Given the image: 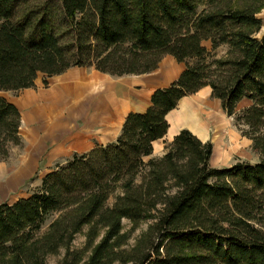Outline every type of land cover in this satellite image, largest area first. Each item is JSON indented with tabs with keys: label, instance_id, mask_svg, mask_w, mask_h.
<instances>
[{
	"label": "trees",
	"instance_id": "trees-1",
	"mask_svg": "<svg viewBox=\"0 0 264 264\" xmlns=\"http://www.w3.org/2000/svg\"><path fill=\"white\" fill-rule=\"evenodd\" d=\"M263 8L264 0H0V91L30 88L38 73L46 85L76 66L121 76L151 72L166 54L186 63L145 112L125 117L115 141L73 155L27 197L0 203V264H46L61 249L58 264H264ZM203 86L250 128L243 134L259 161L212 166V143L186 128L145 161L168 130V112ZM244 97L251 105L237 114ZM20 120L0 96V161L22 144ZM83 227V245L73 248Z\"/></svg>",
	"mask_w": 264,
	"mask_h": 264
},
{
	"label": "crops",
	"instance_id": "crops-1",
	"mask_svg": "<svg viewBox=\"0 0 264 264\" xmlns=\"http://www.w3.org/2000/svg\"><path fill=\"white\" fill-rule=\"evenodd\" d=\"M202 45L211 50L209 41H202ZM185 67L184 61L178 62L166 54L148 73L115 76L93 66H76L52 75V82L45 87L38 85L36 77L35 85L20 89L16 98H8L5 90L0 91V96L21 113L19 135L23 142L18 152L13 151L0 161L3 202L12 204L30 195L26 191L15 194L22 187L37 186L46 174L73 155L115 141L125 117L145 112L151 105L153 91L167 88ZM241 104L244 105L240 107ZM250 105L251 101L244 97L235 110ZM165 119L169 123L167 132L153 141L152 154L143 159L164 154V146L183 128L212 143L211 162L216 157L218 167L244 161L253 164L260 159L255 150H251L252 156L248 153L246 148L251 141L239 133L233 116L226 115L209 86L183 96ZM10 196L14 198L9 199Z\"/></svg>",
	"mask_w": 264,
	"mask_h": 264
},
{
	"label": "rangeland",
	"instance_id": "rangeland-1",
	"mask_svg": "<svg viewBox=\"0 0 264 264\" xmlns=\"http://www.w3.org/2000/svg\"><path fill=\"white\" fill-rule=\"evenodd\" d=\"M258 16L262 19V22H261V26H260V30L256 33V36L257 37H261L263 34H264V8L263 9H261L258 13ZM226 50H227V45H221V46H219L216 50H215V54L217 55V56H221V55H223L225 52H226ZM190 63H194L195 62V60H188ZM43 75L41 74V73H38V75H37V80H38V85L40 86V87H45V86H47V84H49V83H51L52 82V75L51 76H47V77H45V80H46V82H47V84L45 85L44 84V82H43ZM4 93V95L6 96V97H8V98H16L18 95H19V90H17L16 92L15 91H4L3 92ZM242 105H244V104H241L240 105V107H242ZM243 110V109H242ZM242 110H240V111H236V113L237 114H239V113H241V111ZM234 119V118H233ZM234 122H235V125H236V127H237V129H238V131H239V133L243 136H245V137H247L250 141H251V139L247 136V135H245V134H243V133H247V132H250V128L246 125V124H238L237 122H236V120L234 119ZM262 130H264V127H263V129ZM170 142V141H169ZM168 142V143H169ZM167 143V144H168ZM166 144V145H167ZM22 145H23V142H22ZM165 145V146H166ZM165 146H164V148H165ZM19 148H21V145L19 146V147H17V146H13V147H11L10 149H9V151H8V154L10 153H12L13 154V151H16V152H18L19 150H17V149H19ZM247 151H248V153L252 156L254 153L252 152L254 149H252V141H251V146H248L247 148ZM252 150V151H251ZM257 152V151H256ZM258 154L257 155H260V153L259 152H257ZM163 155V154H162ZM161 156V155H160ZM154 157H158V156H154ZM153 157V158H154ZM257 156L255 155V157L254 158H256ZM260 157H261V155H260ZM145 161L146 160H148V158H146V159H144ZM256 162V161H255ZM217 163H218V160L216 161V157L213 159V161L211 162V159H210V165H212V166H217ZM235 163H237V162H235ZM233 165V164H232ZM218 167V166H217ZM223 167V166H222ZM227 167H229V166H227ZM41 183V182H40ZM40 183L37 185V186H35L34 188L33 187H30V186H28V189H25V187H22V188H20V190H19V192L17 193V194H15V193H12V194H15L16 196H18L21 192L23 193L24 191H26V192H34L39 186H40ZM23 190V191H22ZM21 191V192H20ZM4 196L5 195H3V194H1L0 195V202L2 203L3 201H4ZM12 198H14L13 196H10V198L9 199H12ZM110 199L108 200V205H110V204H112L113 203V201H114V195H111L110 197H109ZM54 215V214H53ZM50 221V219H48L47 221H46V223L43 225V227H42V229L43 228H45L46 227V225H47V223ZM150 221H143V222H141V224L138 226V228L136 229V230H134L133 232H132V234H131V237H130V239H129V243L130 244H133L134 243V241H135V239L141 234V232L143 231V230H145L146 228H147V224L149 223ZM122 225H123V227H124V230H126V229H129L130 228V221L128 220V219H123L122 220ZM86 227H83L82 228V230H81V232L79 233V234H77L76 236H75V238H74V240L72 241V247L73 248H81L82 247V243H83V241H84V239H85V237H84V232L86 231ZM63 254H64V249H61L60 251H59V253L58 254H52L51 256H48L47 258H46V260H47V262H46V264H58V262L61 260V257L63 256Z\"/></svg>",
	"mask_w": 264,
	"mask_h": 264
}]
</instances>
